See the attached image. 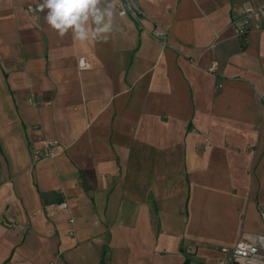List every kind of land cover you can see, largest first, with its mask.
Returning <instances> with one entry per match:
<instances>
[{
    "label": "crops",
    "instance_id": "0c3cea01",
    "mask_svg": "<svg viewBox=\"0 0 264 264\" xmlns=\"http://www.w3.org/2000/svg\"><path fill=\"white\" fill-rule=\"evenodd\" d=\"M41 2L0 0V264H212L264 235V22L234 25L264 0H104L83 43Z\"/></svg>",
    "mask_w": 264,
    "mask_h": 264
},
{
    "label": "built area",
    "instance_id": "2783aa9c",
    "mask_svg": "<svg viewBox=\"0 0 264 264\" xmlns=\"http://www.w3.org/2000/svg\"><path fill=\"white\" fill-rule=\"evenodd\" d=\"M120 2V10L119 15H126V12H130L133 16L137 15L139 12L135 7L133 0H119ZM257 16L261 22H264V7L254 8L252 5L243 4L238 11L237 18L234 21V25L236 26V36L241 38H246V35L250 32V30L259 29V24L255 23L248 27L247 25H239V21H248L251 17ZM153 36L162 42L165 43L166 33L157 28L153 31ZM79 69L86 70L88 69L87 63L84 59H80L78 64ZM210 72H215L217 70L216 64L212 63L209 66ZM57 146V142H49L47 146L41 150H34L32 153V159L35 162L41 161L44 158H52V150ZM67 205L65 203L57 204V205H49L45 208V214L49 217L54 216L57 212H65L67 211ZM260 221L264 224V209L260 211ZM14 229H23V226L20 224H15L12 226ZM223 257L221 259L216 260L212 264H264V235H260L252 240L240 242L236 246L226 249H220ZM188 264H199L196 262H188ZM202 264H211V263H202Z\"/></svg>",
    "mask_w": 264,
    "mask_h": 264
},
{
    "label": "clouds",
    "instance_id": "9594fccd",
    "mask_svg": "<svg viewBox=\"0 0 264 264\" xmlns=\"http://www.w3.org/2000/svg\"><path fill=\"white\" fill-rule=\"evenodd\" d=\"M104 0H42L40 12L47 10L44 19L63 38L71 30L74 39L86 42L107 40L112 30V12L102 7ZM89 21L94 27L89 26Z\"/></svg>",
    "mask_w": 264,
    "mask_h": 264
}]
</instances>
